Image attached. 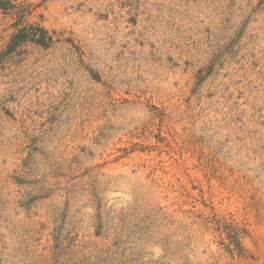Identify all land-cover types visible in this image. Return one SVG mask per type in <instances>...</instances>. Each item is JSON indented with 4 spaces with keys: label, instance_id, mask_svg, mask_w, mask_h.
I'll use <instances>...</instances> for the list:
<instances>
[{
    "label": "rangeland",
    "instance_id": "374dc122",
    "mask_svg": "<svg viewBox=\"0 0 264 264\" xmlns=\"http://www.w3.org/2000/svg\"><path fill=\"white\" fill-rule=\"evenodd\" d=\"M0 264H264V0H0Z\"/></svg>",
    "mask_w": 264,
    "mask_h": 264
},
{
    "label": "trees",
    "instance_id": "16d2710c",
    "mask_svg": "<svg viewBox=\"0 0 264 264\" xmlns=\"http://www.w3.org/2000/svg\"><path fill=\"white\" fill-rule=\"evenodd\" d=\"M37 30H38V32H40L39 36L31 35L32 41H34V43H36L37 45H40V46H46L48 43L51 42V39L47 37L46 32L43 29H37ZM20 34H22V32H20L18 35H16L13 38V43H12L13 48H14V46H17V45L25 42L24 41L25 37H23V36L21 37Z\"/></svg>",
    "mask_w": 264,
    "mask_h": 264
}]
</instances>
